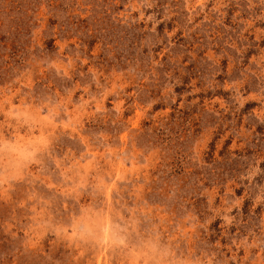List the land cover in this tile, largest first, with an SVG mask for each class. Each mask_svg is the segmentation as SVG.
Wrapping results in <instances>:
<instances>
[{"label":"rangeland","instance_id":"rangeland-1","mask_svg":"<svg viewBox=\"0 0 264 264\" xmlns=\"http://www.w3.org/2000/svg\"><path fill=\"white\" fill-rule=\"evenodd\" d=\"M0 264H264V0H0Z\"/></svg>","mask_w":264,"mask_h":264}]
</instances>
